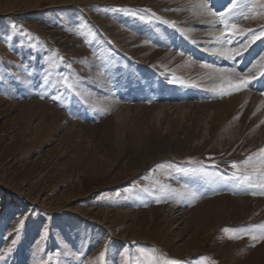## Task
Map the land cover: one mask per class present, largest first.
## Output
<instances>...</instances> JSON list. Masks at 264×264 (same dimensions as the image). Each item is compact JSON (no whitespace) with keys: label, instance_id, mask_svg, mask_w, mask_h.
<instances>
[{"label":"rangeland","instance_id":"1","mask_svg":"<svg viewBox=\"0 0 264 264\" xmlns=\"http://www.w3.org/2000/svg\"><path fill=\"white\" fill-rule=\"evenodd\" d=\"M200 3L0 0V264H264L230 179L264 148V40L217 59Z\"/></svg>","mask_w":264,"mask_h":264},{"label":"snow or ice","instance_id":"2","mask_svg":"<svg viewBox=\"0 0 264 264\" xmlns=\"http://www.w3.org/2000/svg\"><path fill=\"white\" fill-rule=\"evenodd\" d=\"M226 6L222 5V10H210L209 3L211 4V8L215 9V0H208V3H200L198 7L208 13L212 19L209 23L214 27L217 24L222 25L224 31H222L219 35L215 36L216 48L212 52V55L216 56L219 60H228L235 62L238 57L242 58L243 53L246 52L252 44H254L258 40H264V25H262L258 29H243L239 28L237 24L232 21L237 20L241 17L244 19L255 18L258 14L256 9L259 8L260 14H264V0H225ZM244 9H248L247 12ZM159 19V17H157ZM165 24L170 23L169 21H164ZM17 26H13L16 28ZM172 27L175 28V24H172ZM259 32L260 35H255L256 32ZM244 38L242 43H239L241 38ZM239 43L238 47H230L231 45H235ZM183 54V53H181ZM260 62L264 63V56L260 58ZM205 68H212V64H204ZM218 71H235L234 68L231 69H218ZM261 76L264 77V72L261 73ZM171 82V81H170ZM65 83L69 88L73 87L72 84L68 83L67 78L65 77ZM253 83L252 79H242L237 84H229L228 89L221 88V94H230V91L239 90L240 87H248ZM43 98V97H42ZM240 163L245 166H252V170L250 173H239V169L237 168V162H232V168L236 169L237 172L233 173V176L230 178L236 182L237 187L240 188H251L258 187L260 189L259 194L264 195V183H260L259 185L255 184V179L257 177H264V148H260L258 153H254L248 156L245 160ZM258 165V166H257ZM159 167V165L157 166ZM128 191V189H125ZM254 195L257 193H253ZM159 203V200H157ZM25 224V220L21 219L16 228V233L18 234ZM253 239H257V237H253ZM259 239L264 240V235H261ZM13 245L16 243L14 240ZM11 251V246L8 249ZM99 256L103 258L105 256V252L102 251L99 253ZM166 264H185L184 261L178 259H170L166 261Z\"/></svg>","mask_w":264,"mask_h":264}]
</instances>
